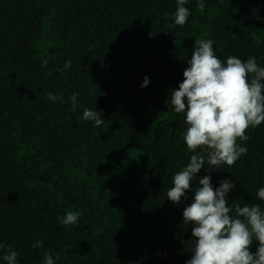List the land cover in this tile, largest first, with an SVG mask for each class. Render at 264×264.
<instances>
[{"label":"trees","instance_id":"trees-1","mask_svg":"<svg viewBox=\"0 0 264 264\" xmlns=\"http://www.w3.org/2000/svg\"><path fill=\"white\" fill-rule=\"evenodd\" d=\"M203 2L201 11L198 0H186L191 14L178 26L176 0H0V242L18 264H44L45 251L54 264L191 258L193 225L182 212L194 193L180 204L166 195L194 154L171 90L196 39H211L225 62L255 57L264 67V0ZM85 107L102 111L103 124L84 120ZM247 135L238 140L245 155L231 167L205 165L191 189L205 175L214 187L231 180L230 205L264 208L256 195L264 187V122ZM69 210L80 216L65 226ZM37 240L43 245L32 247Z\"/></svg>","mask_w":264,"mask_h":264},{"label":"clouds","instance_id":"clouds-1","mask_svg":"<svg viewBox=\"0 0 264 264\" xmlns=\"http://www.w3.org/2000/svg\"><path fill=\"white\" fill-rule=\"evenodd\" d=\"M186 0H176L174 23L184 26L191 14L185 7ZM203 11L206 4L198 0ZM211 39H196L191 58L183 71V81L171 90L170 103L177 114L183 113L187 125L182 138L187 149L194 153L186 166L172 176L173 187L167 190V199L180 204L191 190L192 202L183 209V223L192 224L194 247L185 264H264V208L260 204H229V193L234 189L231 180H222L219 187L211 183V176L199 178L197 187L191 189L196 174L207 165L216 169L220 165L233 166L247 148L239 141L249 140L247 129L264 122V67L255 57L243 60L228 56L226 62L216 56ZM71 66V61L65 68ZM63 71V69H61ZM145 76L141 87L149 84ZM71 97L72 110L78 107L77 96ZM51 101L63 100L62 96L47 93ZM102 111L85 107L83 119L103 124ZM257 197L264 201V187ZM79 212L67 211L61 223H77ZM59 219V218H58ZM257 242L255 252L251 245ZM42 240L32 247L39 248ZM5 251L6 264H18V253L0 242ZM68 251L67 248L64 250ZM44 264H54L53 253L45 251Z\"/></svg>","mask_w":264,"mask_h":264}]
</instances>
